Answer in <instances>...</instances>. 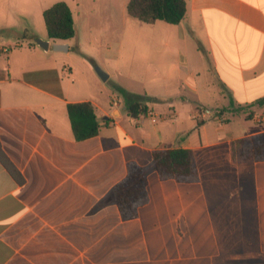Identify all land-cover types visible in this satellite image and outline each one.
<instances>
[{
  "label": "crops",
  "instance_id": "0c3cea01",
  "mask_svg": "<svg viewBox=\"0 0 264 264\" xmlns=\"http://www.w3.org/2000/svg\"><path fill=\"white\" fill-rule=\"evenodd\" d=\"M163 22L146 23L155 59L140 102L156 122L131 117L121 93L89 91L71 59L36 43L0 53V145L18 172L0 162V264H264V161L232 154L264 132V0H186L179 24ZM71 40L47 41L68 53ZM82 101L102 127L76 140L66 106ZM174 148L193 151L198 181L159 178L153 152ZM129 162L145 169L149 200L125 219L114 186Z\"/></svg>",
  "mask_w": 264,
  "mask_h": 264
},
{
  "label": "rangeland",
  "instance_id": "374dc122",
  "mask_svg": "<svg viewBox=\"0 0 264 264\" xmlns=\"http://www.w3.org/2000/svg\"><path fill=\"white\" fill-rule=\"evenodd\" d=\"M58 1L70 5L76 35L68 53L58 52L51 42L47 51L39 47L41 55L71 59L77 79L106 101L126 93L132 100L148 104L146 76L148 59H155L151 51L155 35L152 26L128 14L125 0H0V46L18 53L38 38L47 41L43 11ZM167 32L162 29L157 37L164 42ZM168 58L176 59V55ZM98 68L108 75L106 80L99 76Z\"/></svg>",
  "mask_w": 264,
  "mask_h": 264
},
{
  "label": "trees",
  "instance_id": "16d2710c",
  "mask_svg": "<svg viewBox=\"0 0 264 264\" xmlns=\"http://www.w3.org/2000/svg\"><path fill=\"white\" fill-rule=\"evenodd\" d=\"M128 14L144 23L164 21L177 25L186 15V0H129ZM43 19L49 39L69 41L75 37L74 18L65 1H58L45 9ZM122 95L131 117L146 112L145 105L132 100L126 93ZM263 103L264 98L257 101V104ZM66 108L76 140H85L99 133L102 125L90 101L68 103ZM232 154L234 161L239 163L264 161V132L233 141ZM0 162L13 176L18 175L1 145ZM153 164L161 180L174 179L182 183L199 180L195 156L190 149L155 150ZM147 185L145 169L135 162L127 163L125 177L114 186L117 208L123 218L136 217L139 208L148 202Z\"/></svg>",
  "mask_w": 264,
  "mask_h": 264
},
{
  "label": "water",
  "instance_id": "95a60500",
  "mask_svg": "<svg viewBox=\"0 0 264 264\" xmlns=\"http://www.w3.org/2000/svg\"><path fill=\"white\" fill-rule=\"evenodd\" d=\"M35 43L43 48L45 51H47L49 49L50 46V41H46L43 39H36ZM54 49L57 51H67L68 47L66 44H55ZM97 72L99 74V76L103 79L106 80L108 78V75H106L102 70H100L99 68L97 69Z\"/></svg>",
  "mask_w": 264,
  "mask_h": 264
},
{
  "label": "built area",
  "instance_id": "2783aa9c",
  "mask_svg": "<svg viewBox=\"0 0 264 264\" xmlns=\"http://www.w3.org/2000/svg\"><path fill=\"white\" fill-rule=\"evenodd\" d=\"M8 52V49L4 46H0V53ZM209 111H204L203 114H208ZM145 114L153 121L156 122L158 120V115L151 109H147Z\"/></svg>",
  "mask_w": 264,
  "mask_h": 264
}]
</instances>
